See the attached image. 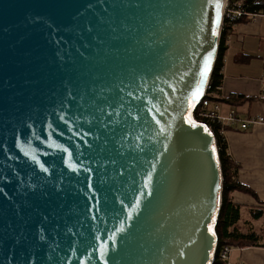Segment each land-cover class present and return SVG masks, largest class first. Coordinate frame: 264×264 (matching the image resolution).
<instances>
[{
  "label": "water",
  "instance_id": "water-1",
  "mask_svg": "<svg viewBox=\"0 0 264 264\" xmlns=\"http://www.w3.org/2000/svg\"><path fill=\"white\" fill-rule=\"evenodd\" d=\"M224 3L0 0V264H213Z\"/></svg>",
  "mask_w": 264,
  "mask_h": 264
},
{
  "label": "crops",
  "instance_id": "crops-1",
  "mask_svg": "<svg viewBox=\"0 0 264 264\" xmlns=\"http://www.w3.org/2000/svg\"><path fill=\"white\" fill-rule=\"evenodd\" d=\"M221 46V81L217 92L211 93L212 102L219 105L223 115L235 113L240 119L258 114L264 117V102L258 97V82L264 67V17L226 27ZM225 141L227 156L237 167V181L255 194H231L234 207L239 208L237 224L242 227L250 225L262 235L264 125L246 131L230 130L226 133ZM220 264H264V245L231 248L228 261Z\"/></svg>",
  "mask_w": 264,
  "mask_h": 264
},
{
  "label": "trees",
  "instance_id": "trees-1",
  "mask_svg": "<svg viewBox=\"0 0 264 264\" xmlns=\"http://www.w3.org/2000/svg\"><path fill=\"white\" fill-rule=\"evenodd\" d=\"M255 11H257L258 13H264V7L257 6L255 8ZM226 27H230V25L222 26L217 57L209 80V85L211 87L210 92L212 93L217 92L218 89L216 88L220 85L221 81V75L219 74L221 54L223 50L221 44L223 32L226 31ZM216 143L222 173V191L220 209L215 225L217 248L213 264H220L221 262L218 259V252L224 247L245 248L248 246H263L264 241L262 240L264 239V227L260 231L263 235L262 236L259 235V233L255 232V229L250 225L242 227L237 224L239 220V208L234 207L231 201V194L233 192L247 193L252 196H255V194L251 190H249L247 186L237 181L235 174L237 167L236 165H232L227 156L226 141L224 139L216 137ZM256 217L257 215H255L254 218Z\"/></svg>",
  "mask_w": 264,
  "mask_h": 264
},
{
  "label": "built area",
  "instance_id": "built-area-1",
  "mask_svg": "<svg viewBox=\"0 0 264 264\" xmlns=\"http://www.w3.org/2000/svg\"><path fill=\"white\" fill-rule=\"evenodd\" d=\"M257 6L264 7V0H225L223 8L222 26L233 25L244 21H251L263 18L264 13L255 11ZM222 30V27H221ZM259 99L264 102V67L262 76L259 79ZM217 87L216 89H218ZM211 87L208 83L206 91L196 106L193 117L196 121L205 123L209 129L219 138L226 140V133L230 130L246 131L257 125H264V117L261 114L240 119L235 113H220V107L211 99ZM231 248L224 247L218 252V259L221 263H226L229 258Z\"/></svg>",
  "mask_w": 264,
  "mask_h": 264
},
{
  "label": "bare ground",
  "instance_id": "bare-ground-1",
  "mask_svg": "<svg viewBox=\"0 0 264 264\" xmlns=\"http://www.w3.org/2000/svg\"><path fill=\"white\" fill-rule=\"evenodd\" d=\"M213 134H214V133H213ZM214 136H215V138L218 137V136H216L215 134H214Z\"/></svg>",
  "mask_w": 264,
  "mask_h": 264
}]
</instances>
